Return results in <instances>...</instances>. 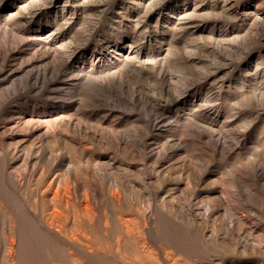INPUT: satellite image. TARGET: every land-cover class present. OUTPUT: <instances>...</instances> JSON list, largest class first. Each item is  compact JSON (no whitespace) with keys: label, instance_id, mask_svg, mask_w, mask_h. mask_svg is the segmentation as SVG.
I'll return each instance as SVG.
<instances>
[{"label":"rangeland","instance_id":"obj_1","mask_svg":"<svg viewBox=\"0 0 264 264\" xmlns=\"http://www.w3.org/2000/svg\"><path fill=\"white\" fill-rule=\"evenodd\" d=\"M263 7L0 0V264H264Z\"/></svg>","mask_w":264,"mask_h":264},{"label":"bare ground","instance_id":"obj_2","mask_svg":"<svg viewBox=\"0 0 264 264\" xmlns=\"http://www.w3.org/2000/svg\"><path fill=\"white\" fill-rule=\"evenodd\" d=\"M28 1V0H27ZM50 1V0H49ZM123 1V0H122ZM34 2V1H33ZM38 4V2H37ZM201 4V3H200ZM20 6V5H19ZM230 6V5H229ZM22 7V6H21ZM62 7V6H61ZM197 7V6H196ZM232 7V6H231ZM264 8V7H263ZM236 12V11H235ZM16 13V12H15ZM33 14V13H32ZM184 14V13H183ZM242 14V13H241ZM27 15V14H26ZM72 16V15H71ZM178 16V15H177ZM157 17V16H156ZM68 18V17H67ZM185 21V20H184ZM136 22V21H135ZM21 25V24H20ZM136 25V24H135ZM191 26V25H190ZM194 26V25H193ZM7 27V26H6ZM262 27V26H261ZM8 28V27H7ZM175 28V27H174ZM17 29V28H16ZM15 30V29H14ZM162 33V32H161ZM48 34V33H47ZM55 35V34H54ZM64 42V41H63ZM68 43V42H67ZM131 45V44H130ZM129 46V45H128ZM64 47V46H63ZM62 48V47H61ZM108 49V48H107ZM134 51V50H133ZM57 52V51H56ZM170 54V53H169ZM60 55V54H59ZM172 55V54H171ZM62 56V55H61ZM130 56V55H129ZM128 57V56H127ZM163 60V59H162ZM257 62V61H256ZM262 63V62H261ZM134 64V63H133ZM258 64V63H257ZM263 65V64H262ZM145 66V65H144ZM257 67V66H256ZM255 67V64H254V68ZM259 68V67H258ZM90 73V72H89ZM264 73V72H263ZM219 93V92H218ZM182 95V94H181ZM180 95V96H181ZM217 99V98H216ZM202 100V99H201ZM199 104V103H198ZM193 105V104H192ZM206 110V109H205ZM195 114V113H194ZM257 114V113H256ZM234 115V114H233ZM229 116V115H228ZM203 117V116H202ZM229 119V118H228ZM193 123V122H192ZM200 126V125H199ZM211 128V127H210ZM213 128V127H212ZM209 129V128H208ZM215 129V128H214Z\"/></svg>","mask_w":264,"mask_h":264}]
</instances>
